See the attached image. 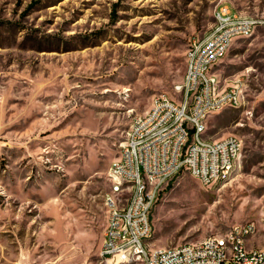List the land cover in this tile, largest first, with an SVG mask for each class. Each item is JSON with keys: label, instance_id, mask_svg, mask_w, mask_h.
Here are the masks:
<instances>
[{"label": "rangeland", "instance_id": "rangeland-1", "mask_svg": "<svg viewBox=\"0 0 264 264\" xmlns=\"http://www.w3.org/2000/svg\"><path fill=\"white\" fill-rule=\"evenodd\" d=\"M219 0H0V264H101L108 170L132 118L179 98L189 41ZM264 17V0H231ZM243 78L244 104L209 117L205 136L238 137L226 182L183 172L151 215L157 247L200 242L253 222L264 248V27L213 70ZM141 264V263H132Z\"/></svg>", "mask_w": 264, "mask_h": 264}, {"label": "built area", "instance_id": "built-area-1", "mask_svg": "<svg viewBox=\"0 0 264 264\" xmlns=\"http://www.w3.org/2000/svg\"><path fill=\"white\" fill-rule=\"evenodd\" d=\"M231 0H219L215 17H223L222 31L189 41V72L176 86L179 98L159 95L150 109L132 118L118 157L108 170L115 193H107V222L101 264H264V248H243L242 238L258 233L249 222L233 225V235H212L205 246L196 242L157 247L151 242V215L163 191L183 172L205 188L213 178L235 171L242 141L235 136L211 140L205 136L210 116L244 104L243 78L221 79L213 70L236 40L264 27V17L246 18L232 12ZM237 13V21H230ZM264 230V219L262 221Z\"/></svg>", "mask_w": 264, "mask_h": 264}, {"label": "bare ground", "instance_id": "bare-ground-1", "mask_svg": "<svg viewBox=\"0 0 264 264\" xmlns=\"http://www.w3.org/2000/svg\"><path fill=\"white\" fill-rule=\"evenodd\" d=\"M246 18H252V17L246 16ZM230 21H237V13H230ZM222 29H223V17H215L214 18L213 31H222ZM229 48L230 47H228V49ZM187 53H189V48L187 50ZM188 72H189V62H186V73H185L184 78H186V74ZM221 181H225V174H217V177L213 178V186L217 185ZM112 191H113V193H115V186L114 185H112ZM225 235H233V227ZM246 241H247V238H242L243 248H247ZM196 246H205V239H203L200 242H197Z\"/></svg>", "mask_w": 264, "mask_h": 264}]
</instances>
